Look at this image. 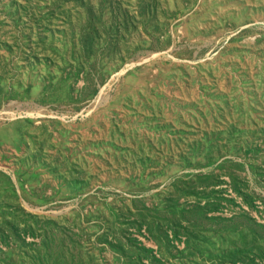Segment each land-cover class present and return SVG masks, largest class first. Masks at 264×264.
Wrapping results in <instances>:
<instances>
[{
  "label": "rangeland",
  "instance_id": "obj_1",
  "mask_svg": "<svg viewBox=\"0 0 264 264\" xmlns=\"http://www.w3.org/2000/svg\"><path fill=\"white\" fill-rule=\"evenodd\" d=\"M0 264H264V0H0Z\"/></svg>",
  "mask_w": 264,
  "mask_h": 264
}]
</instances>
